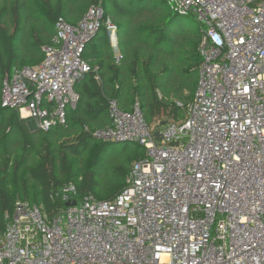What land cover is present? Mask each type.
I'll return each instance as SVG.
<instances>
[{
	"label": "built area",
	"instance_id": "2783aa9c",
	"mask_svg": "<svg viewBox=\"0 0 264 264\" xmlns=\"http://www.w3.org/2000/svg\"><path fill=\"white\" fill-rule=\"evenodd\" d=\"M168 5L201 26L186 121L167 124L158 140L139 102L124 111L110 101L111 126L94 136L146 149L127 186L76 202L69 184L55 194L69 206L52 217L17 201L0 230V264H264V0ZM103 26L116 33L98 5L76 24L58 18L43 61L4 79L2 107L44 131L66 126L75 85L92 70L86 44Z\"/></svg>",
	"mask_w": 264,
	"mask_h": 264
},
{
	"label": "trees",
	"instance_id": "16d2710c",
	"mask_svg": "<svg viewBox=\"0 0 264 264\" xmlns=\"http://www.w3.org/2000/svg\"><path fill=\"white\" fill-rule=\"evenodd\" d=\"M91 5L102 7L116 26L121 58L101 27L86 44L83 58L92 70L75 85L80 100L68 110L67 125L33 129L29 119L2 107L3 81L14 67L43 61L58 18L76 24ZM183 17L168 0H0V230L17 201L39 205L48 217L66 209L70 203L55 194L69 184L76 187V202L122 192L146 149L94 136L111 126L110 101L124 111L139 102L155 132L186 121L198 83L201 26L179 40L170 30Z\"/></svg>",
	"mask_w": 264,
	"mask_h": 264
},
{
	"label": "rangeland",
	"instance_id": "374dc122",
	"mask_svg": "<svg viewBox=\"0 0 264 264\" xmlns=\"http://www.w3.org/2000/svg\"><path fill=\"white\" fill-rule=\"evenodd\" d=\"M198 25H199V22L196 20L194 15H187V16H184L182 19H180L172 27V29L170 31H171V33L176 32L175 37H177L179 40H181V38H183L185 35L189 34V32H190L189 30L191 28H193V27L196 28V27H198ZM112 34H114V33H112ZM177 47H176V49H177ZM176 51H178V50H176ZM175 75H177V74L175 73ZM174 79H175V77H174ZM29 124H30V127H32L33 129L37 128L36 124L33 121L30 120Z\"/></svg>",
	"mask_w": 264,
	"mask_h": 264
},
{
	"label": "crops",
	"instance_id": "0c3cea01",
	"mask_svg": "<svg viewBox=\"0 0 264 264\" xmlns=\"http://www.w3.org/2000/svg\"><path fill=\"white\" fill-rule=\"evenodd\" d=\"M110 40H111V45L112 47L115 49L116 51V54L118 55L117 57H119V50H118V38H117V34L114 33V34H111L110 35Z\"/></svg>",
	"mask_w": 264,
	"mask_h": 264
},
{
	"label": "water",
	"instance_id": "95a60500",
	"mask_svg": "<svg viewBox=\"0 0 264 264\" xmlns=\"http://www.w3.org/2000/svg\"><path fill=\"white\" fill-rule=\"evenodd\" d=\"M156 137L158 140H160L162 137H161V134L159 132L156 133Z\"/></svg>",
	"mask_w": 264,
	"mask_h": 264
}]
</instances>
